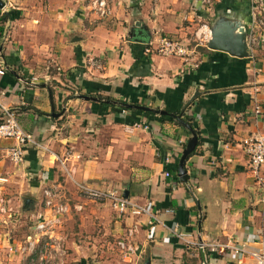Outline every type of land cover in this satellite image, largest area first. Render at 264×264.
<instances>
[{
    "label": "crops",
    "instance_id": "0c3cea01",
    "mask_svg": "<svg viewBox=\"0 0 264 264\" xmlns=\"http://www.w3.org/2000/svg\"><path fill=\"white\" fill-rule=\"evenodd\" d=\"M1 1L0 123L3 107L13 110L38 147L24 146L16 162L9 154L16 140L0 137V253L30 263L8 248L39 213L54 219L43 200L47 187L68 205L53 236L82 261L204 264L202 242L217 245L204 249L206 264H257L249 252H264V189L252 176L243 139L264 137V45L238 58L194 41L200 23L217 15L240 19L248 35L252 0H214L207 10L199 0H108L105 18L88 0ZM160 37L189 45L192 55L157 54ZM186 103L182 115L199 133L181 182L178 159L190 133L172 114ZM79 183L126 192L151 206L160 223L148 226L145 215L87 199ZM12 212L17 217L8 223ZM175 226L188 242L171 235ZM63 262L57 254L50 260Z\"/></svg>",
    "mask_w": 264,
    "mask_h": 264
},
{
    "label": "built area",
    "instance_id": "2783aa9c",
    "mask_svg": "<svg viewBox=\"0 0 264 264\" xmlns=\"http://www.w3.org/2000/svg\"><path fill=\"white\" fill-rule=\"evenodd\" d=\"M91 10L98 18H105L110 13L108 0H88ZM203 8L207 10L214 0H199ZM252 21L248 24L247 42L252 49L253 46L264 45V0H252ZM211 36L210 26L207 23H200L194 33L195 44H206ZM155 50L157 54L162 56H176L182 59H187L192 55V50L189 45L183 44L177 40H172L167 37H160L157 40ZM149 51V48H147ZM0 73L3 70L0 69ZM4 120L0 123V137H12L16 140L17 146L10 150V157L12 160L18 162L22 160L24 146L33 144L38 147L34 136L30 133L23 132L16 120V114L11 109L3 107ZM254 113L261 114V109L255 105ZM244 150L249 159L250 171L254 180L264 189V179L261 176V167L264 164V137L253 134L243 139ZM166 177H170L171 173L166 171ZM78 191L87 199L100 202H108L111 207L119 214H130L133 216L145 215L147 217V225L153 226L159 224L160 221L154 211L149 205H143L129 198L124 197L114 190H105L94 188L86 184L79 183L76 185ZM43 197L45 207L53 211L54 219L49 220L45 215L38 214L35 218L34 224H29V232L25 237L15 246H9V252H18L23 262L30 261L29 264H50V260L54 258V250L51 246L59 247V240L53 236V228L59 221V216L66 213L68 205L59 199V196L54 188H44ZM264 201V198H263ZM172 236L188 242L185 239L183 232L178 231L177 227L170 229ZM199 248L205 249L208 247L211 251L217 250V245L197 243ZM50 246V248H46ZM224 246V245H222ZM229 250L236 254L246 252L244 247L229 246ZM46 249V250H45ZM128 250L133 252V248ZM249 254L256 259L257 264H264V252H249ZM61 264V263H60ZM237 264H243L240 260Z\"/></svg>",
    "mask_w": 264,
    "mask_h": 264
},
{
    "label": "water",
    "instance_id": "95a60500",
    "mask_svg": "<svg viewBox=\"0 0 264 264\" xmlns=\"http://www.w3.org/2000/svg\"><path fill=\"white\" fill-rule=\"evenodd\" d=\"M4 6V2L0 0V8ZM211 36L207 42V48L215 51H222L229 55L244 58L249 55V45L247 42V28L246 25L238 18L227 17L225 15H217L210 21ZM84 99L97 100V97L84 96ZM188 103H186L183 110L178 114H172L177 123L187 129L190 133L185 147L182 149L181 155L178 159L177 175L181 182L188 180L187 170L184 168V164L189 155L195 150L198 142L197 134L193 131L190 124L181 121V116ZM125 108L141 109L146 111H154L161 114H167L165 110L152 109L147 106L135 105V104H122ZM124 197H128L124 192ZM199 207V206H198ZM200 229V221L198 224ZM200 252L205 261V252L203 248H200ZM97 264V263H96ZM146 264H149L148 262Z\"/></svg>",
    "mask_w": 264,
    "mask_h": 264
},
{
    "label": "rangeland",
    "instance_id": "374dc122",
    "mask_svg": "<svg viewBox=\"0 0 264 264\" xmlns=\"http://www.w3.org/2000/svg\"><path fill=\"white\" fill-rule=\"evenodd\" d=\"M210 25V21L208 22ZM13 211V210H12ZM14 212L11 213V215L7 218L9 220L8 223H11L14 221V219L17 217L16 214H13ZM16 213V212H15ZM0 224L5 225V222L0 220ZM50 248V246L46 247ZM50 249H53L55 254L58 256L63 257L64 262L62 264H91V261H82L80 258V254L77 253V251L71 247L68 246L67 244L63 246L54 247L51 246ZM46 250V249H45ZM16 253V252H14ZM0 264H22L21 261L13 259L10 261L8 257L4 254V250L0 253Z\"/></svg>",
    "mask_w": 264,
    "mask_h": 264
},
{
    "label": "trees",
    "instance_id": "16d2710c",
    "mask_svg": "<svg viewBox=\"0 0 264 264\" xmlns=\"http://www.w3.org/2000/svg\"><path fill=\"white\" fill-rule=\"evenodd\" d=\"M8 17H9V14H8V13H4L3 16H2V19H3V20H6ZM103 98H104V99H109V97H103ZM123 109H124V108H122L121 110H123ZM125 110H126V109H125ZM132 110H136V109H132ZM138 110H139V109H138ZM180 120L183 121V122H186V123L190 124L191 127H192V129H193V131L198 135L199 130H198V128L196 127L193 118H191L190 116L184 114V115H182V117H181Z\"/></svg>",
    "mask_w": 264,
    "mask_h": 264
}]
</instances>
